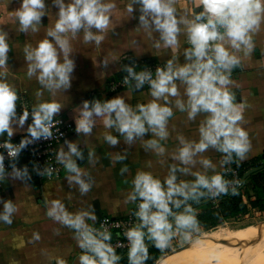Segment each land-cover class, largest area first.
Segmentation results:
<instances>
[{"label": "crops", "instance_id": "1", "mask_svg": "<svg viewBox=\"0 0 264 264\" xmlns=\"http://www.w3.org/2000/svg\"><path fill=\"white\" fill-rule=\"evenodd\" d=\"M72 3L74 0H43V7L37 9L39 18L24 26L17 15L22 10L23 0H0V35L7 44L2 57L4 62L0 64V83H6L16 95L13 114L9 118L11 135L5 130L0 138L13 139L28 130L27 118L20 123L25 102L38 108L44 103L58 104L59 108L51 118H66L73 122L75 128L59 146L63 169L58 178L43 179L37 173L24 171L25 158L17 160L3 175L0 264H59L60 261L79 264V256L84 250L77 243V230L48 215L53 201H60L73 214L94 213L95 221L85 217L91 225L104 215H128L135 205L128 196L133 190L132 181L136 173L150 171L161 179L167 176L169 166L179 164L172 158V153L180 146L178 136L198 139V125L206 115L200 113L190 121L187 111L176 107L177 99L187 100L184 85L176 80L180 95L169 97L173 116L168 118L166 128L169 135L166 139L161 140L146 121V131L142 133L133 132L129 138L126 132H121L117 109L106 110L105 105L121 99L130 114H139V105H147L156 98L151 94V85L139 82L110 92L106 88L108 80L118 77L124 65H130L135 59L161 62L165 70L169 60L173 61V67L188 62L184 55V50L190 47L186 26L178 24L181 31L173 49L166 46L151 11H143L141 0H98L101 5H112L106 11L109 23L104 28H97L82 19L80 27L75 30L57 33L66 41L62 48L49 32L55 30L60 19L61 4L66 9ZM175 8L178 19H192L202 10L196 6V0H175ZM142 15L147 24L140 19ZM88 33L91 36L86 38ZM45 39L53 45L57 65H70L66 67L67 80L64 82L57 75L51 79L44 77L43 81L40 79L43 70L36 66L38 60L34 53ZM252 40L250 52L237 53L240 64L232 68L233 83L229 85L236 103L244 105L242 125L251 142L246 158L238 162L245 167L243 195L246 199L243 196L242 199L248 207L257 198L249 178L264 165V21L252 34ZM158 102L163 104V98ZM96 105L101 107L99 113L95 111ZM85 111L90 113L88 132L79 130V121L84 119ZM108 120L111 123H106ZM108 136L115 137L117 142L111 143ZM153 139L165 147L163 154L157 153L147 143ZM73 146L76 152L72 151ZM201 155L216 164V171L223 170L224 165H220L223 153L209 147ZM68 163H73L77 171L67 168ZM195 169L203 170L199 163ZM77 176L79 180L75 179ZM177 179L191 180L194 177L177 172ZM80 181L89 185L86 192H82ZM9 202L14 209L7 213L11 223L3 219L5 204ZM200 204H192L196 215L202 210Z\"/></svg>", "mask_w": 264, "mask_h": 264}, {"label": "clouds", "instance_id": "2", "mask_svg": "<svg viewBox=\"0 0 264 264\" xmlns=\"http://www.w3.org/2000/svg\"><path fill=\"white\" fill-rule=\"evenodd\" d=\"M145 13L151 11L156 28L162 32L166 46L175 49L178 43V33L181 28L178 24L186 26L187 42L189 48L184 50L185 59L188 61L178 67H173L169 60L167 68L157 69L156 79L150 80L151 94L156 99L147 105H139V114H130L121 99H115L105 105L106 110L117 109L119 130L126 132L130 138L133 132L146 131L145 121L161 140L168 137L166 125L168 118L173 116V108L169 106V97L180 95L176 80L184 85V95L187 100L177 99L176 107L187 111L188 120H195L197 115L204 113V118L198 125V139H185L178 136L180 146L172 153L173 160L179 164L169 166L168 175L161 179L150 171H138L132 181L134 187L128 199L137 201V211L134 213L137 222L127 228L124 235L128 241L129 264H144L149 258L148 245L161 251L169 248L174 237L181 236L190 240L193 232H199V221L193 205L189 201L199 202L203 197H219L224 194L236 195L239 179H228L226 171H216V164L201 155L209 147L225 154L220 161L221 167L231 163L235 157L237 163L246 158L245 154L251 147L248 131L243 127L244 105L236 103V97L229 87L233 83L231 70L240 64L237 53L245 54L253 48L252 34L259 30L264 21V0H196V6L202 10L195 13L192 19L177 17L175 0H141ZM43 7V0H23L22 10L17 13L22 25H29L33 19H38V8ZM112 5H101L98 0H74L65 9L61 4L60 19L55 25V30L49 35L56 37V42L63 48L66 41L57 34L67 29L80 27L82 19L89 25L104 28L109 19L107 9ZM129 10H131L129 6ZM140 19L147 24L142 15ZM88 33L86 38L90 37ZM99 39V37H97ZM7 44L0 35V64ZM38 60L37 67L43 71L40 79H51L53 75L60 77V81L67 80L66 67L70 65H57L55 50L47 39L40 42L34 53ZM31 58V55L30 57ZM131 71V70H129ZM145 74L137 76L143 83ZM163 98L164 103H159ZM16 95L6 83H0V134L5 130L11 135L9 128L10 114H13ZM59 105L44 103L40 105V112L35 113L34 125L29 128L33 136H39L41 131L50 135L49 128L42 121L50 120ZM95 111L99 113L101 107L96 105ZM90 115L85 111L84 119L79 121V130L90 131ZM28 116L25 111L20 117V123ZM106 123H111L110 120ZM115 144L116 138L107 137ZM157 153L163 154L165 147L158 140L147 142ZM23 146V142L21 144ZM6 147L11 155L17 149L11 144ZM72 151L76 152L73 146ZM2 160V157H0ZM199 163L203 170L195 169ZM67 168L77 171L73 163H68ZM211 170V174H209ZM177 172L190 175L194 179H181L178 181ZM79 180V176L75 177ZM82 192L89 189V185L80 181ZM180 211H177L181 209ZM6 213L3 219L11 223L7 213L12 212L13 205L5 204ZM48 215L54 216L64 224L77 230V243L82 251L79 264H117L120 256L111 243V233L105 229H96L88 224L85 217L95 221L94 213H70L60 201H53V208ZM171 218V219H170ZM200 243L199 240L196 241ZM210 255L216 256L213 250ZM59 264H64L60 261Z\"/></svg>", "mask_w": 264, "mask_h": 264}, {"label": "built area", "instance_id": "3", "mask_svg": "<svg viewBox=\"0 0 264 264\" xmlns=\"http://www.w3.org/2000/svg\"><path fill=\"white\" fill-rule=\"evenodd\" d=\"M158 68L164 69V65L161 62L147 59L132 60L130 65H124L122 73L118 77H112L108 80L106 88L110 92H115L130 87L134 83L139 82L137 76L140 74H145L146 76L143 84L151 85L149 81L156 79ZM25 111L28 112V116L26 117L29 123L28 130L13 139L0 138V157H2V160H0V195L3 193L1 182L3 175L20 158L26 159L25 166L22 168L24 171L37 173L43 179L58 178L63 169L59 146L75 130L73 122L63 117H56L42 121L49 128L50 135H46L41 131L39 136H33L29 128L35 126V113L40 112L41 115L43 113L40 108L31 106L28 102H25L21 108V113ZM22 142L23 146H21ZM7 144H11L13 148L17 149L14 156L10 154V150L6 147ZM225 169H227L225 174L228 179H239L240 183L236 184L235 187L240 191L241 196L245 198L243 195L245 178L235 158L231 163L224 164L222 171ZM222 196L206 198L211 200L214 206L217 207ZM138 200L139 198L135 201L134 208L128 215L124 217L104 215L92 224L96 229L106 228L111 233V240L109 242L117 253L128 250V241L124 233L127 228L131 227L138 220L134 215L137 211ZM233 217L235 216L225 217L224 222Z\"/></svg>", "mask_w": 264, "mask_h": 264}, {"label": "rangeland", "instance_id": "4", "mask_svg": "<svg viewBox=\"0 0 264 264\" xmlns=\"http://www.w3.org/2000/svg\"><path fill=\"white\" fill-rule=\"evenodd\" d=\"M254 208L251 205L211 229L199 225V232H193L190 240L174 237L163 251L152 246L149 258H155L154 264H258L264 259V210ZM185 244L186 248L178 250ZM213 250L216 256L210 255ZM120 257L117 264H129L128 255Z\"/></svg>", "mask_w": 264, "mask_h": 264}, {"label": "trees", "instance_id": "5", "mask_svg": "<svg viewBox=\"0 0 264 264\" xmlns=\"http://www.w3.org/2000/svg\"><path fill=\"white\" fill-rule=\"evenodd\" d=\"M264 157V154H263ZM242 175L245 173V167L243 165H239ZM249 180L253 184L255 191L257 193V198L253 201V207H257L260 210H264V165L254 172ZM191 204L201 203V212L197 214V218L199 223L204 227V229H211L216 227L220 223L225 220V217L235 216L240 212L246 211L249 207L243 201L240 191L238 190L236 195L232 194H224L219 201V205L217 207L214 206L213 202L206 197L201 198L199 202L189 201ZM148 245V253L150 249H152L153 245L151 241H146ZM128 250L123 251L121 253H117L120 255H127ZM155 258H148L144 264H154Z\"/></svg>", "mask_w": 264, "mask_h": 264}, {"label": "bare ground", "instance_id": "6", "mask_svg": "<svg viewBox=\"0 0 264 264\" xmlns=\"http://www.w3.org/2000/svg\"><path fill=\"white\" fill-rule=\"evenodd\" d=\"M253 263V262H252ZM256 263V262H255ZM257 263L258 264H264V259H261L260 261H257ZM247 264H251V262L250 263H247ZM254 264V263H253Z\"/></svg>", "mask_w": 264, "mask_h": 264}, {"label": "water", "instance_id": "7", "mask_svg": "<svg viewBox=\"0 0 264 264\" xmlns=\"http://www.w3.org/2000/svg\"><path fill=\"white\" fill-rule=\"evenodd\" d=\"M180 210H182V209H180ZM180 210H179V211H180ZM170 219H171V218H170ZM187 246H188V245H187V244H185V245H183V246L179 247V248H178V250H180V249H183V248H186Z\"/></svg>", "mask_w": 264, "mask_h": 264}]
</instances>
